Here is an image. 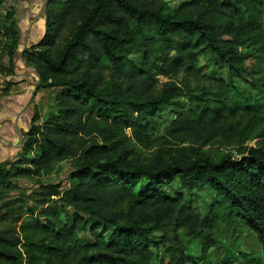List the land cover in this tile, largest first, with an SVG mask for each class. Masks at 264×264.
Masks as SVG:
<instances>
[{"label": "trees", "instance_id": "16d2710c", "mask_svg": "<svg viewBox=\"0 0 264 264\" xmlns=\"http://www.w3.org/2000/svg\"><path fill=\"white\" fill-rule=\"evenodd\" d=\"M158 1L49 0L27 61L56 110L32 127L21 162L0 164V180L54 159L74 168L42 201L0 206V264H155L160 249L164 264H188L178 230L208 240L210 225L184 192L205 188L212 216L252 231L264 259V0ZM160 128L199 145L134 155ZM231 135L238 156L201 150Z\"/></svg>", "mask_w": 264, "mask_h": 264}, {"label": "rangeland", "instance_id": "374dc122", "mask_svg": "<svg viewBox=\"0 0 264 264\" xmlns=\"http://www.w3.org/2000/svg\"><path fill=\"white\" fill-rule=\"evenodd\" d=\"M169 7L176 8L190 0H160ZM49 0H6L2 11L11 15L17 26L16 43L9 38L10 21H0V164L21 162L29 132L34 125L43 123L47 116L56 110L57 96L52 88L44 87L39 74L27 61V52L44 35ZM253 61V60H252ZM251 63V60L250 62ZM212 71L209 68L208 72ZM264 129V123L261 126ZM262 137L253 138L245 143L254 146ZM199 141L193 135L171 136L162 128L152 133L149 144L133 145V154L141 160H148L155 154H179L187 152L190 147H197ZM239 144L233 139L217 138L201 147L214 158L224 153L237 155ZM74 159H54L44 168L36 170L29 176H14L11 184L0 180V206L14 205L24 210L26 205L42 201L46 195L47 183H61L67 187V177L73 171ZM200 220L207 219L210 225L204 231L208 240L202 235L193 237L189 229H179L178 235L184 244L187 255L191 258L188 264H222L225 260L233 264H264L263 251L255 234L238 222H224L215 219L210 212L215 204L213 193L209 189L196 190L191 194L184 192ZM56 197L52 196V200ZM214 218V219H213ZM205 222V223H206ZM212 227V228H211ZM203 234V235H204ZM158 236V235H157ZM89 239L88 235L82 236ZM164 252H157L155 264H164Z\"/></svg>", "mask_w": 264, "mask_h": 264}]
</instances>
